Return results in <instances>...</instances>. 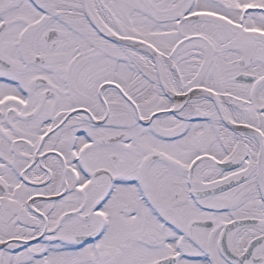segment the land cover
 <instances>
[{"label": "snow or ice", "instance_id": "snow-or-ice-1", "mask_svg": "<svg viewBox=\"0 0 264 264\" xmlns=\"http://www.w3.org/2000/svg\"><path fill=\"white\" fill-rule=\"evenodd\" d=\"M0 264H264V0H0Z\"/></svg>", "mask_w": 264, "mask_h": 264}]
</instances>
